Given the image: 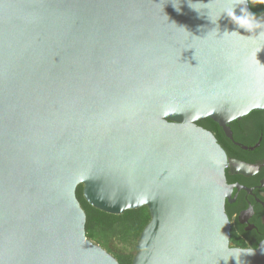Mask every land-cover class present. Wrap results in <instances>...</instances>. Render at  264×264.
Returning a JSON list of instances; mask_svg holds the SVG:
<instances>
[{"label": "water", "instance_id": "95a60500", "mask_svg": "<svg viewBox=\"0 0 264 264\" xmlns=\"http://www.w3.org/2000/svg\"><path fill=\"white\" fill-rule=\"evenodd\" d=\"M239 0H0V264H119L77 199L148 207L132 264H264L230 244L228 159L197 123L264 110ZM264 23V14L256 17Z\"/></svg>", "mask_w": 264, "mask_h": 264}, {"label": "flooded vegetation", "instance_id": "af4514ba", "mask_svg": "<svg viewBox=\"0 0 264 264\" xmlns=\"http://www.w3.org/2000/svg\"><path fill=\"white\" fill-rule=\"evenodd\" d=\"M203 123L228 159L226 179L232 190L225 210L230 222V244L255 250L264 242V110L232 121L228 125L231 136L216 123Z\"/></svg>", "mask_w": 264, "mask_h": 264}, {"label": "trees", "instance_id": "16d2710c", "mask_svg": "<svg viewBox=\"0 0 264 264\" xmlns=\"http://www.w3.org/2000/svg\"><path fill=\"white\" fill-rule=\"evenodd\" d=\"M248 1L250 6L248 11L255 17L264 14V5ZM205 121L215 124L211 119ZM203 122L204 120L198 122L197 125L209 130ZM76 195L86 213L87 238L105 249L119 264H132L140 236L151 221L148 207L127 210L122 215H111L95 209L86 202L82 185L77 188Z\"/></svg>", "mask_w": 264, "mask_h": 264}, {"label": "clouds", "instance_id": "9594fccd", "mask_svg": "<svg viewBox=\"0 0 264 264\" xmlns=\"http://www.w3.org/2000/svg\"><path fill=\"white\" fill-rule=\"evenodd\" d=\"M240 3H246L247 0H239ZM253 4L264 5V0H251ZM227 17L240 29L248 33L254 32L256 29L264 28V23L258 21L255 15L249 12L246 8H241V15H236L234 8L226 12ZM264 36V32L259 33Z\"/></svg>", "mask_w": 264, "mask_h": 264}]
</instances>
